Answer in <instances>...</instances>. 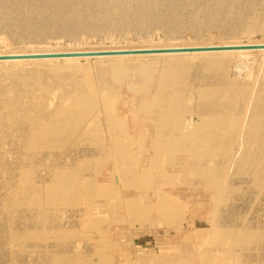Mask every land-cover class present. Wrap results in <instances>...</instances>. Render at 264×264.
Masks as SVG:
<instances>
[{
	"label": "rangeland",
	"instance_id": "obj_1",
	"mask_svg": "<svg viewBox=\"0 0 264 264\" xmlns=\"http://www.w3.org/2000/svg\"><path fill=\"white\" fill-rule=\"evenodd\" d=\"M4 1L0 51L264 40V0H144L141 8L131 0L121 20L104 15L105 4L91 2L100 20L73 12L56 22L52 10L33 0ZM231 5L232 17L245 13L248 19L231 24ZM263 52H233L224 74L206 69L202 59H165L159 76L180 72L187 84L175 94L161 92L173 105L197 87L237 84L230 89L235 106L213 105L205 112L212 101L191 96L190 105L200 112L168 132L156 123L151 105L146 111L138 102L140 94L149 97L161 88L158 74L147 71L153 62L137 63L136 70L118 63L117 80L108 59L79 72L82 60L76 66L54 61L9 67L16 73L0 80L1 92L21 99L24 120L19 115L0 124V264H264V127L253 128L251 117ZM75 75H82L94 96L107 88L118 96L103 97L97 110L85 107L81 96L71 102L75 94L68 87ZM43 76L65 79L52 89L69 92L66 104L55 98L52 104L39 102ZM137 80L140 90L151 93L137 94L128 85ZM40 105L56 129L33 133L29 126L38 120ZM63 105L76 116L51 118ZM107 107L120 115L125 131L109 126ZM200 114L208 115V125Z\"/></svg>",
	"mask_w": 264,
	"mask_h": 264
},
{
	"label": "bare ground",
	"instance_id": "obj_2",
	"mask_svg": "<svg viewBox=\"0 0 264 264\" xmlns=\"http://www.w3.org/2000/svg\"><path fill=\"white\" fill-rule=\"evenodd\" d=\"M130 1L131 0H33L34 4L38 5V7H40L42 10H45V11L48 9L52 10V13H53L52 19H54V22L58 21L59 19H63V18H71L73 12H78V14H86L88 16H91V17H94V18L100 20L101 16H102L101 12L100 13L92 12L89 9L91 6V2H96L99 4H105L106 6H102V13L104 12L103 14L105 15V14H108L107 12H109L111 17L118 19V20H121V19H123L122 17L124 16L125 12L129 9V7L132 4L131 3L132 1L131 2ZM136 1L138 2L137 5H140V8H141V5L143 4L144 0H136ZM226 1L229 2L228 0H226ZM249 1L251 2V0H249ZM106 2H108V3H106ZM0 3H2L4 5L6 4L4 0H0ZM17 3H18V0H17ZM134 5H135V3H134ZM142 7H143V5H142ZM234 8H235V5H231V6H228L226 8V10H228V12L226 13L227 14L226 16L231 17L230 19H228V21L231 24L239 23L242 20L248 19L245 16V13L243 16L241 15V16L232 17V14L234 13V10H235ZM5 10H6V12L10 11V10L7 11L6 8H5ZM138 10H139V7H138ZM222 10H224V9H222ZM131 11H132V9H131ZM144 12H146V11H144ZM39 14H41V13H39ZM28 15H29V13H28ZM3 16L4 15H2V17ZM13 19H15V18H13ZM35 19H37V18H35ZM39 19L40 18H38V20ZM124 19H126V18H124ZM165 20H166V18H165ZM30 21H32V20H30ZM2 22H4V21H2ZM261 43H264V40L257 41V42L224 41V42H216V43H198V44L193 43V44H180V45H177V44H172V45L171 44H157V45H151V46H138V47L137 46H118V47L112 46V47H81V48H76V47L75 48H41V49H29V50H27V49L9 50L8 49V50H1L0 54L58 52V51H81V50H98V49H132V48H168V47H189V46H217V45H229V44L231 45V44H261ZM255 50H258V49H255ZM260 50H264V49H260ZM232 51L237 56H242L243 52L245 50H239V51H237V50L193 51V52H169V53L137 54V55H116V56H91V57H62V58L0 60V64H8L7 67L0 68V80L5 78L8 75H10V76L14 75V72H15L14 70L13 71H7L9 69V67L15 66L17 64H21L24 62H41V63H43V62H54L55 61V62H60L58 64H63V65L74 64L76 66L77 63H80V61L82 60V61H84V62H82V65L76 66V67H78L77 72H79L80 69H83L82 68L83 65H87V64L92 65L94 62H98V61L103 60V59H108L111 61L110 65L108 66V70H109L112 78L117 80L121 76L119 64H121L122 62H126L129 64L128 70H133V69L136 70L137 67L135 64L143 62V61H150V62H153V65H152V68L147 69V71H149L153 75H155L154 74L155 72L158 74V76H156V78H157L156 80H158V82L161 84V88L159 90H156L155 92L151 93L150 89L140 90L138 85H137L138 80L135 83H133V82L128 83V85L131 88L133 87L136 90V91L134 90L136 93H137V91L138 92H140V91L145 92L146 94L149 92L151 93L149 97H146V96L141 95V94L139 95V97L137 96L138 102H139V104H141L140 105L141 107L138 105V108L140 107V109L147 111V109L150 105H151V107H153L152 104L158 105V107L157 106L154 108L150 107V110H152L153 115L155 116L156 123H158L160 125L162 130L168 132L170 129L175 130L178 127H180L181 124L179 122L181 121L182 118L187 119V118H190L192 116H195V118H196V116H197L196 113H198L197 111L200 112V110H198V108L197 109L193 108L192 107L193 105H190L189 102H190L191 96L202 99L204 101L205 100L212 101V104L210 103V105H208L209 107H206L205 112H209L213 105H216L218 107V109H225L226 107H229V106L230 107L235 106L237 104V102L233 99V97L230 93V89H231V87H235L237 84L234 82H233V84L232 83H228V84L225 83V84H223L224 87L222 89H219L215 85H205L202 87H197V89L194 92H191V96L189 94L182 95V98L177 101V104L173 105L170 102V99H166L164 96L161 95V92L167 90L169 94H175V93H178V89H180L178 86H182V85L186 86L187 84L185 83L186 81L184 80V77H183V75H181L180 72L171 76V77H168V78H166V76H159V72H161L164 69L165 65L163 62L166 61L165 59L170 58L171 60H173V62L184 61L185 63H189L191 61V59H202L206 69L212 70V71H218V72L224 74L225 65L227 63H229L232 59V56H233ZM263 54H264V52H263ZM207 57H209L210 59L205 60ZM207 61H210V64ZM94 64H97V63H94ZM99 69L101 71L105 70L104 67L99 68ZM101 73H104V72H101ZM101 73H100V75H101ZM130 74H128V75H130ZM134 74H132V78H133ZM256 75H257V73H256ZM16 76H17V74H16ZM134 76L136 77V75H134ZM137 78H139L138 75H137ZM126 79H128V78H126ZM71 81H74V82H71ZM71 81H70L71 85L68 87V91L73 90V92L75 94V97L72 99L71 102H77L79 99V96H81L84 99L83 104L85 107H91V108H94L95 110H97L99 108V105H100V103L98 104V101L100 102L101 100H103V97L108 100L109 98L114 99L116 96H118V94L113 89H109V88H107L108 92L104 93L103 96H101V97H100V95H98V96L92 95L91 92L88 91L87 87L84 86V80H83L82 75H75L74 77H71ZM106 81H107V79L105 77H103L102 82L106 83ZM64 82H65V79H62L58 82H55L51 78H48V76L47 77L46 76L41 77L39 84L45 93L43 95V99H41L42 101H39V102H43L46 104H52V103H54L53 102L54 98L57 99V101L59 103L60 102L62 103L65 100H67V97H68L67 95L69 94V92L67 90H64L63 88H61L62 91L59 90V92L56 94V91H54L56 88L52 89L55 86H57L61 83H64ZM12 85H14V84L12 83ZM72 86H73V88H72ZM17 87H18V85H17ZM126 87H127V85H126ZM8 88H9V86H8ZM10 89H12V87ZM18 89H19V87H18ZM248 89H249V87L247 85L243 86V90H246L247 93H248ZM1 90H2V85L0 84V106H1L0 111H1L2 107L6 108L7 111H5V113H2L3 111L0 112V124L4 119H6L9 123H11L13 121L15 122L14 119H16V117H18L21 114V112H20V108L22 106V103L20 102L21 99H19L18 96H16V97L13 96L14 98H12L11 96L9 97L8 95H6L7 93L4 94L1 92ZM15 92H17V91H15ZM14 94H12V95H14ZM26 94H27V92H26ZM54 94L56 95V97ZM137 94H135V95H137ZM254 96H255V102L254 103L256 105H258V107H257V111L251 115L252 119L254 120L252 127L260 129V128L264 127V122H263L264 118L263 117L261 118V116L264 115V65L262 67L261 82H260V85L258 86L257 92L255 93ZM191 99L193 100V98H191ZM194 100H196V99H194ZM64 104H66V103L64 102ZM23 105H25V104L23 103ZM22 108H24V106H22ZM44 109H45V107H42V106L35 108V110L37 112L36 119H38V120L33 121L31 126H29V127H31L30 129L32 130L33 133H36L38 131L47 130L49 128L50 129H56L51 125V119L50 118H46V115H45V117H42L43 113H44ZM106 109H104V111L106 114V119H108V122L110 124L109 126L112 128L113 124L115 123V125L118 126V131H125V128H124L125 123H124V121H121L120 115L118 116L117 114H114L112 112L113 108L111 109V107H107ZM23 110H26V109H23ZM23 110H22V112H23ZM69 110H70V107L67 105H63V107L60 106V108L53 109V113H51L52 111L50 112L52 114L51 118L57 117V118H63L64 119V118L76 116V115H72L73 113H76V112L69 113L68 112ZM28 112L26 110V113H28ZM109 112H111V114H112V116L110 118H108ZM199 116L203 119L204 122H207V125L209 124L210 118L208 117V115L200 114ZM20 117H21V115H20ZM21 119H23V118L21 117ZM16 123L20 124L21 122L20 123L16 122ZM17 124H16V126H17ZM3 125H1V126H3ZM12 125H14V124H12ZM8 129H9V127H8ZM115 129L117 130L116 127H115ZM28 132H29V129H28ZM21 133H22V131H21Z\"/></svg>",
	"mask_w": 264,
	"mask_h": 264
},
{
	"label": "water",
	"instance_id": "obj_3",
	"mask_svg": "<svg viewBox=\"0 0 264 264\" xmlns=\"http://www.w3.org/2000/svg\"><path fill=\"white\" fill-rule=\"evenodd\" d=\"M255 49H264V43L231 44V45L229 44V45H217V46L168 47V48L98 49V50H81V51L14 53V54H0V60L116 56V55H137V54H154V53H169V52L255 50Z\"/></svg>",
	"mask_w": 264,
	"mask_h": 264
}]
</instances>
